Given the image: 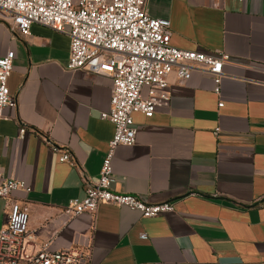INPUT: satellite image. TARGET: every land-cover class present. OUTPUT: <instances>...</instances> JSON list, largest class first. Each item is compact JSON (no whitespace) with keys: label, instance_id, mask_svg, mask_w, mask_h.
Wrapping results in <instances>:
<instances>
[{"label":"crops","instance_id":"1","mask_svg":"<svg viewBox=\"0 0 264 264\" xmlns=\"http://www.w3.org/2000/svg\"><path fill=\"white\" fill-rule=\"evenodd\" d=\"M145 5L170 20L172 45L229 54L219 94L204 70L192 68L185 80L172 70L166 102L151 116L133 111L136 140L115 149L112 188L170 201L173 209L142 216L100 203L93 214L63 212L100 172L114 132L100 117L110 107L112 78L67 68L66 32L33 23L19 34L0 18V56L15 53L8 86L17 98L15 107L2 108L0 171L31 188L15 190L12 199L27 207L35 244L91 243L92 264H264V0ZM42 134L68 149L76 165L60 160ZM9 203L0 197V226Z\"/></svg>","mask_w":264,"mask_h":264},{"label":"built area","instance_id":"2","mask_svg":"<svg viewBox=\"0 0 264 264\" xmlns=\"http://www.w3.org/2000/svg\"><path fill=\"white\" fill-rule=\"evenodd\" d=\"M145 3L146 0H0V18L14 32L27 34L33 23L64 31L69 35L67 68H84L112 78L110 107L102 110L100 117L114 124V132L98 176L85 181L83 197H74L62 207L70 217L81 212L93 214L100 203L126 205L142 216L172 210L170 201L150 202L139 194L112 188L115 149L136 140L133 111L151 116L157 105L166 102L167 76L172 70L179 80H185L192 68L198 67L212 76L213 89L220 93L222 67L229 54L172 45L170 20L151 15ZM14 56L12 49L0 56V117L4 106L17 105L8 86ZM144 86L148 87L147 96L142 94ZM25 132L26 127L20 125L18 137H24ZM41 136L52 150H60V160L76 165L68 149H60L47 135ZM17 189L31 188L24 179L0 171V197L10 200L9 212L0 226V264H92L91 243L58 249H51L48 241L34 243L27 207L12 199Z\"/></svg>","mask_w":264,"mask_h":264}]
</instances>
